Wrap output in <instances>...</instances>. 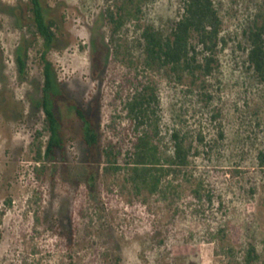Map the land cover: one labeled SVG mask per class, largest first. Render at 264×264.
Instances as JSON below:
<instances>
[{
    "label": "rangeland",
    "instance_id": "1",
    "mask_svg": "<svg viewBox=\"0 0 264 264\" xmlns=\"http://www.w3.org/2000/svg\"><path fill=\"white\" fill-rule=\"evenodd\" d=\"M214 2L227 46L220 69L194 85L146 64L144 30L170 33L182 0L143 3L118 34L106 14L114 0H44L59 26L48 59L60 83L65 147L39 160L51 136L36 106L45 48L33 37L30 0H0V264H247L250 244L255 264H264V84L250 69L245 36L264 0ZM148 86L159 106L157 128H145L166 156L174 133L192 151L159 193L137 194L127 169L137 134L126 105ZM76 106L100 120L99 158ZM111 146L117 174L106 172Z\"/></svg>",
    "mask_w": 264,
    "mask_h": 264
},
{
    "label": "trees",
    "instance_id": "2",
    "mask_svg": "<svg viewBox=\"0 0 264 264\" xmlns=\"http://www.w3.org/2000/svg\"><path fill=\"white\" fill-rule=\"evenodd\" d=\"M149 0H114V6L106 12L113 25V32L119 33L131 17L141 13V5ZM30 11L33 37L41 39L45 51L41 56L43 67V99L36 104L46 114V131L50 140L45 146H38V159L43 156L57 157L65 147L63 122L59 113L58 97L61 94L60 83L53 63L48 59V53L58 41L59 26L52 17L53 10L44 0H30ZM223 20L214 0H182V7L176 21L173 22L170 33L165 34L155 26L144 30L146 64L152 69H166L179 83L191 78L194 85L213 77L220 69L219 54L227 46V39L222 37ZM249 46L248 62L257 79L264 84V2L260 5L251 24L245 31ZM17 63L21 77L26 75L27 50L21 46L17 54ZM201 88H205L201 86ZM159 98L153 86L134 96L127 105L128 117L136 131L134 151L130 154L127 169L129 181L137 194L149 191L151 194L160 192L164 178L170 176L175 169L190 165L192 147H187V140L179 133L173 134V155L166 156L147 128H157L156 109ZM76 116L81 124V131L88 150L101 155V124L97 115L86 112L81 106L75 107ZM142 132V133H141ZM42 133H38L40 138ZM158 134H156L157 136ZM111 146L108 155L114 156L111 167L106 168L109 174H117L123 169L116 163L117 155ZM261 164H264V153H261ZM111 161V160H109ZM96 176L89 174L88 185L94 189ZM257 249L250 244L247 250L246 263L255 264L259 261Z\"/></svg>",
    "mask_w": 264,
    "mask_h": 264
}]
</instances>
